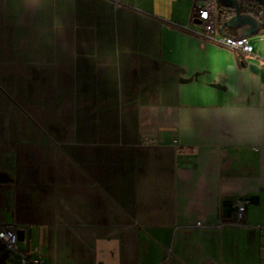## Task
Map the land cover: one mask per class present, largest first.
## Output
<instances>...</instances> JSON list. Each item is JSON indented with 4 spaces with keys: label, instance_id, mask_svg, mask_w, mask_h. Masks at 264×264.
I'll list each match as a JSON object with an SVG mask.
<instances>
[{
    "label": "crops",
    "instance_id": "obj_1",
    "mask_svg": "<svg viewBox=\"0 0 264 264\" xmlns=\"http://www.w3.org/2000/svg\"><path fill=\"white\" fill-rule=\"evenodd\" d=\"M193 2L0 0V221L30 254L264 264V33L235 12V54Z\"/></svg>",
    "mask_w": 264,
    "mask_h": 264
},
{
    "label": "built area",
    "instance_id": "obj_2",
    "mask_svg": "<svg viewBox=\"0 0 264 264\" xmlns=\"http://www.w3.org/2000/svg\"><path fill=\"white\" fill-rule=\"evenodd\" d=\"M194 11L192 18H196L202 28L201 35L219 45L230 48L233 53L251 54L252 47L245 36H232L220 34L217 22L216 0H194L192 4ZM249 199L236 198L232 202L233 213L227 221L234 224H245V211ZM200 224V222H197ZM264 237V226L259 227ZM23 232L14 220L10 222L0 221V245L5 248L6 258L4 264H47L42 257L32 255L27 249L19 246V241L25 238L20 236Z\"/></svg>",
    "mask_w": 264,
    "mask_h": 264
},
{
    "label": "trees",
    "instance_id": "obj_3",
    "mask_svg": "<svg viewBox=\"0 0 264 264\" xmlns=\"http://www.w3.org/2000/svg\"><path fill=\"white\" fill-rule=\"evenodd\" d=\"M240 13L251 15L258 22L257 33H264V4L259 0H237ZM236 12L234 5H228L217 1V22L219 26H224L225 21L232 17ZM225 27V26H224ZM6 251L0 245V264H4Z\"/></svg>",
    "mask_w": 264,
    "mask_h": 264
},
{
    "label": "rangeland",
    "instance_id": "obj_4",
    "mask_svg": "<svg viewBox=\"0 0 264 264\" xmlns=\"http://www.w3.org/2000/svg\"><path fill=\"white\" fill-rule=\"evenodd\" d=\"M26 230V229H25ZM26 232V237L24 240L22 241H19V246L22 247L23 249H27L29 250V247H28V237H27V231Z\"/></svg>",
    "mask_w": 264,
    "mask_h": 264
},
{
    "label": "water",
    "instance_id": "obj_5",
    "mask_svg": "<svg viewBox=\"0 0 264 264\" xmlns=\"http://www.w3.org/2000/svg\"><path fill=\"white\" fill-rule=\"evenodd\" d=\"M260 2H262L264 4V0H259ZM223 2L225 3L226 1L223 0ZM228 5H234L235 9H236V14H239V7L238 4L235 0H230L229 2H226Z\"/></svg>",
    "mask_w": 264,
    "mask_h": 264
}]
</instances>
